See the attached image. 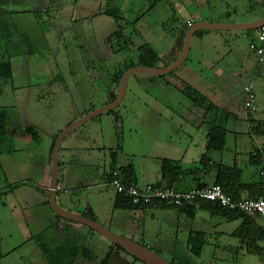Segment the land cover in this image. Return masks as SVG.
Here are the masks:
<instances>
[{
  "label": "rangeland",
  "instance_id": "1",
  "mask_svg": "<svg viewBox=\"0 0 264 264\" xmlns=\"http://www.w3.org/2000/svg\"><path fill=\"white\" fill-rule=\"evenodd\" d=\"M93 1L94 11L101 10L102 14L94 13L90 20L80 19L75 23L47 17L40 25L45 36V40L40 39V42L38 35L30 34L25 36L26 47H7L0 37V63L11 62L15 73L13 82L0 83V108L8 113L6 140L0 141V190H6L0 199V237L5 255L0 264H43L44 256L37 239L33 237L46 235L43 240L40 239L51 245L50 241L56 243L71 236L62 230L55 237L51 226L41 235H34L32 227L27 230L22 209L27 212V207L35 204L36 208L31 212L34 217L41 205L29 200L27 206L17 197V191L30 190L26 186L29 184L39 185L38 167L41 153L45 150L48 153L47 165L51 163L52 179L51 148L54 141L71 124L117 98L120 84L113 83V75L131 64H137L138 46L149 44L160 54L162 62L159 68H165L174 58L180 57L184 46L182 35L190 29L188 23L220 24L229 21V24H243L264 17V0ZM114 8L123 18L119 21L124 28L123 35L133 43L126 46L131 47L128 52L115 53L122 48L117 47L120 41L114 36L112 42L109 41L117 23L106 12ZM60 25L63 29L57 30ZM201 31L204 35L200 37L195 33L190 54L181 67L163 76L132 75L127 81L126 95L118 107L68 133L59 152V181L66 177L63 192L73 202L77 198L69 195L72 190L69 184L72 188L83 189L79 199L83 198L81 207L85 208V212H82L108 230L118 234L117 228L106 221L107 216L112 218L115 215L114 223H118L122 215L131 217V223L139 226L140 230L136 237L130 235V238H135L132 241L151 247L169 263L235 264L233 257L239 250V241L236 240L235 244L234 238L225 235L220 238L215 234L216 231L229 233L235 222L212 218L208 212L198 211L196 225H202L209 232V243L200 258L189 256L183 253V242H187L184 225L189 220L175 212L115 211L113 190L105 180V172L112 162L111 153H116L119 167H134L140 183H151L159 174L161 160L157 158L163 156L161 154L165 151L164 144L168 138L179 141L184 135L186 140H190L188 136L191 135L199 140L203 130L194 129L191 125L195 122L203 129L227 118L229 120L223 122V126L235 124L244 128L245 105L241 106L240 97L245 84L250 81L254 85V82L242 71L247 70L246 64L251 65L256 60L250 45L257 42V33ZM19 33L12 39H21ZM224 76L231 77L226 79ZM219 77L226 79L223 82H227V88L216 87L215 81ZM188 87L203 96L201 106L194 105L183 93ZM253 90L258 108L254 115L259 119L264 109V93L258 85H254ZM27 128H33L37 137L27 133ZM18 159L25 161L23 165L34 161V170L20 172L13 165ZM27 176L30 179L21 182V178ZM46 199L49 206L48 194ZM56 201L68 213L78 215L75 213L80 212L70 204L62 205L59 195ZM87 204L94 215L87 213ZM142 214L143 217H140ZM217 221H224V225ZM92 233L101 237L104 244L90 237L81 239L83 247L93 252L92 261L78 258L85 264H99L106 256L108 246L114 248L108 239L94 231ZM217 246L220 250L214 254ZM126 255L128 257L122 259L117 256L118 264H146L131 254ZM249 259H253L250 264H264V258L253 256Z\"/></svg>",
  "mask_w": 264,
  "mask_h": 264
},
{
  "label": "crops",
  "instance_id": "2",
  "mask_svg": "<svg viewBox=\"0 0 264 264\" xmlns=\"http://www.w3.org/2000/svg\"><path fill=\"white\" fill-rule=\"evenodd\" d=\"M92 2L94 1L91 0L88 2L80 3L79 0H0V6H6V8L0 7V22L2 23L5 22V26H6L4 34L8 36L11 33V35L15 37L20 31L19 36L22 39L21 40L20 38H18L16 40H13L11 38V40L8 43H6L7 47H26L25 45H27V43H25V36L26 35L29 36L30 34H33L35 36L38 35L37 36L38 42H40V39L45 40V36L40 25H43V22L46 20L47 17L51 19L55 18L59 21L61 19H68V21L70 20L75 23L77 20L80 19L90 20L94 13L102 14V12H100L101 10L94 11V6L92 7L91 5ZM15 6H19V7L16 8ZM126 9L127 7H125V10ZM228 22L229 21H226L224 23L229 24ZM2 23H0V25ZM60 26L61 27H58L57 30L63 29L62 25ZM2 34L0 33V37ZM246 65L247 66H245V68L247 70L242 71V73L247 74V76H250V80L254 82L255 87L258 85V87L264 93V63L260 64L257 60H255L252 61L251 65L250 64H246ZM230 77L231 76H224V78L226 79ZM221 78L215 81L216 87L222 89L227 88L228 87L226 85L227 82H223V80L226 81V79H221ZM246 85L252 86L253 84L250 83L249 81V83L245 84V86ZM240 101H241V106H244V102H245L244 91H243V95L240 97ZM244 109H243L245 115L244 120L246 121V123L243 125L244 128H241L235 124L226 127L223 126L222 125L223 122L225 123L226 121L229 120V119L227 120V118L226 119L222 118L219 123L216 121V123L214 122L211 125L204 126L203 129H201L202 125L196 124L197 122H195V124L191 126L196 130H203V134L202 135L199 134L200 137L199 140H196L195 138L191 137V135L188 136L190 140H186V138H184V135L182 136L183 138L182 140L178 139L179 141H175V139L173 138H168L166 140L164 144L166 145L165 151L162 152L161 154L163 156L160 158L158 157L157 159H160L161 161L162 160L169 161L173 165L181 169V176L177 180H174V185L179 190L186 191L193 188H202V187H209L216 185L218 183V171L215 168L216 167L215 165H221L228 168H236L240 171L241 176L239 178L228 177L225 179L224 182V186H228L229 188H231V190H233L232 192L234 193L236 192L239 195L237 199L246 198V197L251 198V191L248 190L247 188L243 189L242 186L243 187L259 186L263 184L264 177L262 176L261 172L263 167V156H264V137H258L252 133L251 121L258 122L264 120V109L262 110L263 113L262 117H260L259 119H257L254 115V113L258 112V108H256L255 111L245 110L246 112L244 111ZM218 117L219 116H217V118ZM204 121H205V117L203 116V122ZM213 127L223 128L225 130V147L221 151L209 147V132ZM185 141H187L188 143L185 144ZM43 152H44L43 154L41 153L42 159L38 167V174L41 178L39 181V185L35 186L33 184H29V185L22 184L28 186L30 190L27 191V189H25L26 191H22L23 189L22 190L18 189L17 191V197H20V200H23L27 206L29 205L28 204L29 200H32L33 202H37L38 204L41 205L38 207L39 209L35 211L33 215L34 217H32L31 212H33V209L36 208L35 204L29 205L27 207L28 210L27 212L25 209H22L21 214L22 216H24L23 223L26 226V229L29 230V228L32 227V229H34V235H36L45 231V229L48 226H52L54 227L53 235L55 237L59 236V233H61V231L63 230L64 233H68L71 236H77L80 241L81 239L85 240L90 237L92 239H95L96 242H101L104 244L103 239H100L101 237H96V234L92 233L93 231L92 229L79 223L67 221L66 219H59L57 217V214L51 208L50 204L49 206L47 205L46 195L49 193V187L51 183V172H50L51 163L50 165L49 164L47 165L48 153L46 150ZM204 155H206V157L208 158V162L203 164L201 162V159ZM19 161L20 163H18ZM24 162L25 161L23 159H18L17 161L13 162V165H15V167L18 168L19 171L23 173H25V171H30L31 169L34 170L33 168L34 161L33 163L30 164L25 163L23 165ZM117 168H119L118 165ZM110 170H111V166L105 172V180L107 182V185L109 184L108 175L110 174ZM225 175L228 176L229 173ZM21 179H22L21 182H23L25 181L24 179H30V176L23 177ZM143 179H145L144 175H143ZM26 181H30V180H26ZM65 182H66V177L63 179L62 182L59 181L56 191V197H58L59 195L61 199L60 203H62V205L70 204L73 207L74 206L77 207L80 212L75 214L86 217L85 214L82 212V211L85 212V208L81 207L83 198L79 200L80 196L82 195V192L80 191H83V189H78L77 186H74L75 188H72L73 187L72 184H69L71 186L70 189H72L69 195L72 196L73 198H77L73 202L71 198L68 195H66L65 192H63ZM159 182L169 184V180L162 179L161 166L159 168L158 176L156 178H153V182L151 183L156 184ZM137 183L150 184V183H140L138 178H137ZM30 185H33L34 187L32 186L33 187L32 188ZM110 188L112 189L111 186ZM1 189H3L1 190L2 192L6 191L5 188H1ZM112 192L115 202L116 193L114 190ZM261 193L264 195V190H261ZM13 194L15 195V193ZM86 206H87V210H86L87 213H91L92 215H94L90 205L87 204ZM13 208L16 209L17 207L13 206ZM150 210L156 212L164 211V214H168L169 212H175L174 214L178 213L181 216L185 217V219L189 220L184 225V229L187 231L186 234L187 242L186 241L183 242V251H184L183 253L189 256L193 255L190 250V243H189V237L192 233L204 234L207 239V243L205 244V246L209 243L208 242L209 232H207V230H205V228L202 225L199 226L198 224L196 225V221H195L198 211H205V212L208 211L195 208L193 218L186 217L184 214H181L178 210L174 211L175 209L153 208V209H146L140 211L145 212ZM115 211H124V210H115ZM124 212H134V211H124ZM208 213L210 214V212ZM114 216L112 218H109L107 216L106 221L117 228L116 231L120 236L129 240H135V238L133 237L130 238L131 237L130 235L136 237V234L139 233L140 230L138 229L139 226L135 227L131 223L132 218L129 216L122 215L118 223H114L113 220ZM210 216L216 219L221 218V217H213L211 214ZM140 217H143V214L140 215ZM26 218L29 219L26 221ZM222 219L226 220L224 218ZM227 221L236 223V225L233 227V230H231L229 233H226L224 231H220V232L216 231L215 234L217 237L220 238H222L224 235L225 237L226 236L232 237L234 238L232 239L234 243L236 242V240L239 241V245H238L239 250L235 254L236 257H233L234 263L250 264L253 259H249V258L253 256L264 258V256L250 253L247 245L243 243L241 239L242 237L236 234V232L243 225L244 220L242 218H237ZM251 221L253 222L255 231H257L260 235H263V238L260 241H257L256 245L258 248L263 249L264 252V218L253 217ZM223 222L224 221H219L218 223L224 225ZM142 226L144 228V225ZM151 227H153V225H151ZM157 228L160 227H156V229ZM205 246L201 252V255L196 257L200 258L202 256ZM108 248L109 249H107L106 251H109L111 249L110 246H108ZM217 250H220L218 246L215 247L214 254L217 253ZM125 255L126 253L123 252L120 253V251L118 250L116 251V249H114L113 256L109 264H111V262L113 264H118L117 256L120 259L127 258L128 256L126 255V257H124ZM42 258H43V264H48L46 263L47 260L45 259V257ZM240 260L241 262H239ZM79 264H85V263L80 260Z\"/></svg>",
  "mask_w": 264,
  "mask_h": 264
},
{
  "label": "trees",
  "instance_id": "3",
  "mask_svg": "<svg viewBox=\"0 0 264 264\" xmlns=\"http://www.w3.org/2000/svg\"><path fill=\"white\" fill-rule=\"evenodd\" d=\"M108 15L114 18V20L117 23V29L116 31L113 32V35L111 38H109V41L112 42V37L114 36L118 41H120V44L118 43L117 47H122L119 48L118 50H115V53H119L120 51H130L131 47H126L127 45L133 44L128 42V39L123 35L124 34V28L123 25L119 22L122 17H120V13L118 9H111L110 11L106 12ZM123 20V18H122ZM2 23V22H0ZM5 22H3L0 25V33L1 38L3 39L4 43H8L12 35L11 33L7 36L4 34L5 32ZM190 28L192 26H189ZM189 31V29L187 30ZM186 31V33H187ZM186 33H184L183 36V41L185 39ZM196 35L202 37L204 34L203 32L197 31ZM121 42H123V45H121ZM127 43V44H126ZM125 44V45H124ZM125 46V47H124ZM113 47V46H112ZM137 48V47H136ZM125 52V53H126ZM138 52V60L137 64L135 66H127L124 71L116 72L115 75H113V83H119L122 80V77L126 72L129 70L135 68V67H143V68H159V65L161 64L162 60L160 57V54L154 50L149 44L145 43L143 45L138 46L137 48ZM178 57L172 60L168 66L172 65L174 62H176ZM258 61V57L256 58ZM259 62V61H258ZM133 63V61H132ZM264 61L261 63L263 64ZM14 81V68L11 62H2L0 63V83L1 82H13ZM183 93L191 99V101L194 103L196 106H201L202 102V95L199 93V91L195 90L194 88L188 87L187 89L183 90ZM8 121V113L5 109L0 108V141L5 142V135L7 131V123ZM251 126H252V133L255 136L258 137H264V120L262 121H256L253 122L251 121ZM27 133L31 134L33 138L37 137V133L33 128H27L26 130ZM56 140L53 143V146L51 148V157H52V152L55 146ZM209 147L212 149L216 150H223L225 147V130L223 128H218V127H213L210 132H209ZM111 170L110 174L108 175V183L110 185V177L114 172H119L120 176L123 178L125 183L128 184H135L137 183V174L135 172V169L132 165H128L126 167L122 166L117 168V155L116 153H111ZM201 162L207 163L208 158L206 155H204L201 159ZM161 166V176L162 179H167L169 180L168 183H156L158 185H165L168 187H175L174 185V180H177L181 176V169L175 165H173L169 161L162 160L160 163ZM217 171H218V183L216 185H220L224 191L232 196L233 198L237 199L239 195L235 192H232L231 188L228 186H224L225 179L228 177H236L239 178L241 176V173L238 169L236 168H228L225 166L221 165H215ZM1 167V164H0ZM117 170V171H116ZM229 173L228 176L225 174ZM226 176V177H225ZM59 184V181H58ZM243 189H248L251 191V198H260L264 197V195L261 193V190H264V182L263 184L259 186H248V187H243ZM258 192V193H257ZM6 194V192H2L0 190V199L2 198V195ZM50 204V203H49ZM114 208L115 210H124V211H140V210H146V209H153V208H161V209H175L178 210L181 214H184L186 217L193 218L194 216V210L195 208L203 209L208 212L213 217H221L226 220H233L237 218H242L244 220L243 225L240 227V229L236 232L237 235L241 236L243 243H245L248 247V250L252 254H257L260 256H264L263 249L258 248L256 243L257 241H260L263 238V235H260L257 231L254 229L253 222L251 219L253 216L248 215L243 212H238V211H230L226 208H223L222 206L211 203V202H206V201H196L192 204H187L183 207H176L174 205H171L165 201H154L149 204H139V205H134L131 200L128 198L116 194L115 202H114ZM59 219H63L62 217L58 216ZM92 220H94L91 217H88ZM69 221V220H67ZM72 222V221H71ZM75 223V222H74ZM51 229H54V227L51 226ZM43 233V232H42ZM41 235V234H40ZM50 236V235H49ZM46 237V235H45ZM45 237H33V239H37L38 246L40 248V251L42 255L45 257L47 260L48 264H79L78 263V258H83L87 259L89 261L93 260V252L90 249H86L83 246V243L80 242L79 238L77 236H70L66 238L64 241H60L56 243H53L50 241L51 245H49L46 242H42V240ZM42 238V240L40 239ZM189 243H190V250L193 255L195 256H200L201 252L207 243L206 236L201 233H192L189 237ZM144 245V244H143ZM145 246V245H144ZM150 248V247H149ZM114 249L124 252L128 255H130L128 252H126L123 248H121L119 245H114V248H111L106 256L104 257L103 260L99 262V264H109L110 260L113 256V251ZM151 249V248H150ZM153 250V249H151ZM154 251V250H153ZM5 255L2 253V239L0 237V261L4 259ZM137 260V259H136ZM174 264V263H172Z\"/></svg>",
  "mask_w": 264,
  "mask_h": 264
},
{
  "label": "water",
  "instance_id": "4",
  "mask_svg": "<svg viewBox=\"0 0 264 264\" xmlns=\"http://www.w3.org/2000/svg\"><path fill=\"white\" fill-rule=\"evenodd\" d=\"M263 25H264V17L258 21L244 23V24H225V23L210 24L205 22L196 23L186 33L182 53L180 57L177 59V61L174 62L172 65L167 66L165 68L137 67L125 73L120 82L119 95L112 103H109L105 107L93 111L83 119L74 122L65 131H63V133L57 139L52 152V179L48 193L49 203L53 211L63 219L87 226L88 228L92 229L102 237L108 239L114 245H119L126 252H128L129 254H131L132 256H134L135 258L141 260L146 264H172L166 261L165 259H163L162 257H160L156 252L152 251L148 247L143 246L132 240L126 239L120 235H117L90 218L68 213L59 207L56 201V191L58 187L59 173H60L59 152L62 143L67 137L68 133L73 129L93 119L94 117L110 112L114 110L116 107H118L126 95L127 81L132 75L143 73V74H150L156 76H163L166 74H170L175 70H177L179 67H181L188 58V55L191 51L192 38L194 37L197 31L201 29H207V30H215V31H227V32H231V31L250 32V31H257Z\"/></svg>",
  "mask_w": 264,
  "mask_h": 264
},
{
  "label": "built area",
  "instance_id": "5",
  "mask_svg": "<svg viewBox=\"0 0 264 264\" xmlns=\"http://www.w3.org/2000/svg\"><path fill=\"white\" fill-rule=\"evenodd\" d=\"M189 26H192L190 23ZM257 42L250 45L251 50L261 64L264 61V25L257 31ZM245 110L255 111L257 108L256 94L251 85L244 87ZM262 176L264 177V156ZM110 186L116 194L132 201L134 205L149 204L154 201H165L176 207H183L196 201H206L218 204L230 211L243 212L253 217L264 218V197L235 199L228 195L220 185L193 188L186 191L175 187L158 184H128L125 183L119 172H114L110 179Z\"/></svg>",
  "mask_w": 264,
  "mask_h": 264
}]
</instances>
